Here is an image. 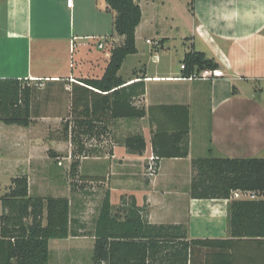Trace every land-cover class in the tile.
<instances>
[{"label":"crops","instance_id":"crops-1","mask_svg":"<svg viewBox=\"0 0 264 264\" xmlns=\"http://www.w3.org/2000/svg\"><path fill=\"white\" fill-rule=\"evenodd\" d=\"M67 2L0 0V78L30 80L38 86L33 98V121L40 117L34 108L42 91L40 86L53 88L64 84L71 107L72 84L79 79H100L110 58L109 51L107 64L100 72L87 67L93 62L86 58L79 74L75 75L72 55L77 51L89 49L93 43L104 39L109 42L103 50L111 48L109 36L113 33V15L104 11L105 4L101 5L99 0H72V6ZM140 6L143 17L136 31L137 54L126 59L134 60L125 75L121 74L122 69L119 75L127 85L144 82L145 94L136 99L137 106L146 110L158 106L188 107L189 156L162 159L153 179L141 178L149 154L153 153L147 116L136 121H112L110 153L82 157L80 168L83 169L84 161L91 158L97 163L103 161V167L108 166L103 171L112 177L110 189L106 191L110 192L114 207L121 204V197L133 196L137 206L146 207L151 224L183 226L189 240H229V204L252 201L250 193L234 191L229 199L191 198V163L193 159L208 156L264 158V0H141ZM148 40L158 43V47L147 43ZM191 50L213 59L217 69L225 75L210 81L179 79L184 56ZM62 55L66 65L69 63L67 72L61 64H56L58 60L61 63ZM46 57L54 62L49 72L47 68H40L41 62L48 59ZM176 61L181 63L179 69ZM42 119L51 121L52 118L44 116ZM22 129L11 130L12 134L0 138L1 155L16 153L17 140H30V136H26L29 127ZM136 132H142L146 140L147 148L142 156L130 154L119 143ZM19 136H26V139ZM6 144H9L7 148ZM27 152L24 157L30 159L33 154ZM99 169L91 170L80 180L93 183L92 178H99L97 182L109 185L103 174H98ZM182 172H187L185 179ZM55 197L69 198L72 209L73 196L68 191ZM79 228L81 232L80 225ZM72 238L50 242L49 264H68L72 251L65 245ZM77 252L80 253V249ZM215 252L224 255L212 256ZM207 253L214 264H229L228 261L231 264H264V243L252 239L227 243L224 248L213 251L196 247L193 250L195 264H203Z\"/></svg>","mask_w":264,"mask_h":264},{"label":"trees","instance_id":"trees-1","mask_svg":"<svg viewBox=\"0 0 264 264\" xmlns=\"http://www.w3.org/2000/svg\"><path fill=\"white\" fill-rule=\"evenodd\" d=\"M140 1L105 0L104 11L113 15L110 37L118 36L121 41L111 46L107 67L100 79H79L72 84L71 119L64 131L67 140L76 148L71 164L74 175L80 165L77 159L90 156L84 139L109 135L114 120L136 121L148 116L156 171L162 159L189 156L188 107L158 106L146 110L137 106L136 99L145 94L144 82L127 85L119 75L125 60L137 54L136 31L143 17ZM190 8L193 9V3ZM183 63L186 76L218 67L213 59L195 50L185 54ZM37 87L30 80L0 78V124L29 127L33 122V98ZM119 143L130 154L140 156L147 148L142 132L128 135ZM191 164L190 196L193 199H229L234 191L252 192L258 197L229 204L231 238L189 240L183 226L151 224L146 207L137 206L133 196L121 197V204L114 207L107 191L92 232L93 264H195L193 250L196 247L213 251L241 239L264 243V158L208 156L193 159ZM0 201V264H49L52 240L86 236L76 227L79 222L72 217L70 199L31 196L26 175L13 178L8 193ZM220 253L223 252H215L212 256L224 255ZM203 264H214L210 262L209 253L205 254Z\"/></svg>","mask_w":264,"mask_h":264},{"label":"rangeland","instance_id":"rangeland-1","mask_svg":"<svg viewBox=\"0 0 264 264\" xmlns=\"http://www.w3.org/2000/svg\"><path fill=\"white\" fill-rule=\"evenodd\" d=\"M99 3L104 5L105 0H99ZM117 38L120 42L121 38L118 36ZM117 45L119 44H116V46ZM109 47H111V45ZM179 48H182L180 44ZM109 51L110 48H106L105 50L99 49L97 42L93 43L89 49L84 48L77 51L75 55H72L75 75L79 74L81 65L83 66L87 61L85 60L86 58H90L89 60L93 62V64L90 63L91 66L87 64V67L91 69L94 68L93 72L94 70L95 72L102 71L107 64ZM46 58L48 59H46V61L43 60L41 66L39 63L38 64L40 68H47V72H49L54 62L51 60V57ZM133 60L134 59L126 60L121 71L123 76L128 71ZM56 64H61V67L64 68V72L68 71L67 68H69V63L66 65L63 55L61 63L60 60H58ZM180 64V61H176L178 69ZM69 70L71 71L72 69ZM62 85V88L61 86L53 88L40 86L42 91L39 94V98L35 100L34 105L40 117L32 122L26 132L28 134L26 136H30V140L28 142L23 140H17L15 142L16 145L14 146H17L16 148L19 152L16 151L15 153L11 151L10 153H6V155L4 154V156L0 153V197H3L9 191L11 180L20 175H26L28 177L29 194L31 196H63L68 191L73 196L72 217L77 220L81 226L82 231H78L81 234H86V236H80L79 238L73 237L71 242L65 245L66 248L72 251V254L68 255V257L71 258L68 264H93L94 239L92 238V232L102 200L107 192L106 190L110 189L112 177L111 175L105 174L103 171L105 167H108H103V165H101L103 161L97 163V160L92 158L84 161L83 169H81L79 165L75 175L71 173V164L75 160L72 157V153L76 152V148L70 140H67L64 131L65 124L71 118V107L69 92L64 90V84ZM44 116L52 118L51 121H44L42 119ZM22 128L25 127L3 124L0 127V138L7 134H12L13 131L11 130H23ZM25 137H23L24 140L26 139ZM111 137L112 136L109 134L100 139H84L86 140L85 147L88 152H90V157H101L105 154H109L113 143V138ZM7 146H9V144H6L5 148H7ZM28 150L33 154L30 159L24 157L27 155ZM52 154H55V157ZM77 160L81 162L82 158ZM146 162L143 170L144 174L141 175V178L145 180H147V178L153 179L157 172L154 176H150V165H148L150 161L148 160ZM97 167H100L98 174H103V178L109 185L100 184L97 181L93 183L90 181L84 183V181L80 180L85 174H89L91 170L96 172ZM95 172L94 174L97 175ZM186 173L187 172L181 173L183 179L187 177ZM145 180H143V182ZM114 197L116 199V193H114L113 198ZM80 204L82 207H80ZM1 214L2 203L0 201V216ZM76 227L79 228L77 224ZM52 249H54V245ZM77 249H80V253L77 252ZM73 252L75 253L73 254Z\"/></svg>","mask_w":264,"mask_h":264},{"label":"built area","instance_id":"built-area-1","mask_svg":"<svg viewBox=\"0 0 264 264\" xmlns=\"http://www.w3.org/2000/svg\"><path fill=\"white\" fill-rule=\"evenodd\" d=\"M68 6H72V0H68L67 2ZM111 39V38H110ZM109 42L108 39H104V40H100L98 43V48L99 49H104L105 48V44ZM120 42L118 41V38L117 36H115L114 38H112V40L110 41V44L112 46V48L114 46H116V44H119ZM147 43L151 44V45H154L156 47H158V43H153V41L151 40H148ZM185 70H186V65L184 63H182L181 65V71H182V75L179 76V79L181 80H187V81H210L212 79H215V78H220V77H223L225 74L222 70H219V69H204V70H201V71H195L193 73H191L190 75H184L185 73ZM149 175L150 176H154L155 173L157 172L156 171V167H155V157L153 155V153L150 154L149 156ZM247 193H250L249 195V198L251 200H256L258 197L256 196L255 193H252V192H247Z\"/></svg>","mask_w":264,"mask_h":264}]
</instances>
